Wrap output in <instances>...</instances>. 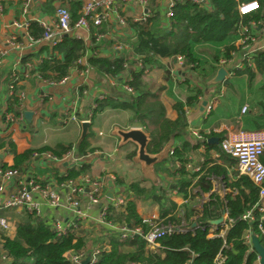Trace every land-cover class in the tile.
<instances>
[{"label":"trees","instance_id":"1","mask_svg":"<svg viewBox=\"0 0 264 264\" xmlns=\"http://www.w3.org/2000/svg\"><path fill=\"white\" fill-rule=\"evenodd\" d=\"M54 0H44L43 4L49 11L52 10L51 3ZM62 5L67 6L70 14L75 20L78 17L80 4L74 1L59 0ZM157 0H147L148 7L151 9V17L146 24H129L135 31V39L130 40L132 51L143 55L142 61L144 68L157 64V57L175 58L177 55L183 56L185 65L197 66L198 58L194 52V45L199 43H216L224 41L229 35L233 34L239 23L248 24L251 21L259 24L264 19V0H209L211 9L208 10L198 3L188 0H178L174 3L172 11L173 17L169 29L158 27ZM247 1H257L259 8L247 14L238 12V4ZM2 2V5H7ZM29 33L38 37L42 33V28L35 22H29ZM104 28H92L94 31H103ZM91 36V35H90ZM93 50L102 46V40L97 41L91 36ZM85 44L81 39L65 36L61 43L56 46V50L61 54V58H43L36 68L45 78L59 79L63 77L68 69L74 65L75 61L85 53ZM238 47L233 44L225 45L221 56L228 60L232 52ZM32 55L22 58V63ZM129 55L124 54L116 58H108L91 55L88 61L93 65L97 73L101 75L116 76L124 71L123 63L128 60L132 63ZM215 61L219 60V55L214 56ZM254 68L244 62V67L235 69L237 74H246L251 81L257 73H264V50L257 51L252 56ZM48 71L53 74L47 73ZM131 80L129 85L133 88V94H127L124 98H117L106 95L95 101L91 108L90 121L94 116L106 108H124L132 113L131 120L137 122L149 137L146 151L149 153L159 152L171 139L179 137L185 131L186 117L183 104L177 102L173 105L177 112L174 120L165 116V110L158 99L161 87L154 89L147 86L143 70L130 69ZM261 87L264 89V82ZM264 112V102H261ZM8 111L18 113V101L16 97L8 99ZM214 133L204 135L208 137ZM88 134L83 138L78 146L77 157H85L94 152L95 147L90 146ZM225 137L221 135L220 139ZM73 145L56 143L53 146L43 145L38 148H26L17 151L14 142L7 139L0 143V150L7 151L13 155V164L8 165L0 160L1 169H22L27 162L42 153H50L55 158H61L65 153L71 151ZM198 147L197 141L183 138L181 143L173 147L172 154L162 159L155 165V170H163L173 175L177 174V179L172 183V188L187 198V202L177 207L168 196L170 186H165L160 179H149L145 177L133 180L128 185L129 198L126 203V213L118 215L109 209L108 218L117 222L139 224L145 230L146 223H142V218L137 212L136 201L148 200L157 204L158 216L165 217L164 221L179 223L184 218L188 225L196 223L193 230L186 232L165 235L158 240V246L148 249L146 242L140 236L120 239L116 234L109 233L107 241L109 249L100 253L95 264H217L214 259L220 252L224 259L218 264H254L257 254L252 250V246L244 240L247 231L252 230L257 235L261 245L264 247V235L257 229L258 214L252 222L245 221L240 216L245 211L252 209L258 201V188L246 177L240 176L234 181L228 182L224 167L213 164L200 175L194 183L190 193L187 187L190 184L187 173L184 169L187 154ZM218 152L220 150L216 145ZM135 151L128 154L134 157ZM224 161L228 155L219 153ZM179 162L176 167L175 162ZM264 164V153L261 156ZM165 162L168 164L165 165ZM89 168V164L82 161L79 165H74L66 169L65 174H55L56 182L67 179H76L84 174ZM212 174L225 177V186L231 190L225 194L224 200L218 194L211 192L208 199L198 207V193L194 190L199 187L202 192L211 190L209 177ZM40 182V181H39ZM43 184L44 182L41 181ZM223 207L227 211L225 221L228 227L223 237L208 236L209 221L217 219L221 215ZM115 215V216H114ZM77 223V222H76ZM200 226H205L203 229ZM222 227L217 225L218 233ZM106 238V237H104ZM1 249L7 257L4 264H75L71 262L66 253L70 250L77 251L86 247V237L77 235L74 229L68 230L65 234L57 236L51 229L49 222L35 215H27L26 219L16 223L15 235L13 237L1 236Z\"/></svg>","mask_w":264,"mask_h":264},{"label":"crops","instance_id":"2","mask_svg":"<svg viewBox=\"0 0 264 264\" xmlns=\"http://www.w3.org/2000/svg\"><path fill=\"white\" fill-rule=\"evenodd\" d=\"M22 1L23 0H0V48L4 47L7 37L12 32L9 25L13 19L22 20L24 17L48 18L52 15L55 5L61 3L59 0H54L51 3L52 10L49 11L43 4L44 0H34L31 4L29 13L23 16L20 12ZM2 2H7L8 4L3 6ZM156 3L158 11L157 25L161 29H169L160 22L165 0H157ZM206 3L208 4L207 9L210 10V1L206 0ZM120 11L127 18H130L133 13V8H120ZM241 26H246L249 32L255 37V41L251 43L249 47H245L240 41L239 31L240 28H242ZM127 30L129 31L121 37V40L123 39L129 42L133 33L132 30ZM103 31L106 32L105 28ZM133 32H135L134 29ZM79 33L82 36H87L85 31L81 30ZM133 36L134 38L131 40L135 39V35ZM104 41L106 42L105 39ZM229 44L236 45V47H238L237 50L232 52L231 58L224 64H217L214 56L218 54L219 58H221L223 47ZM91 47L92 46H88L89 53L96 51L98 56L108 58H111L113 55L111 48L107 47V45L98 46L95 50ZM261 50H264V29L260 26V23L257 24L253 21L248 24L239 23L236 31L222 42L199 43L194 45V52L198 58L196 67L185 65L183 61H177L176 57H159L156 58V65L149 66L147 70L144 71V78L147 80V86L154 89L161 87L158 93V99L164 107L165 116L168 119L174 120L177 117V112L173 107L175 103H182L185 109V131L181 136L171 139L170 142L163 147L167 148V153L162 159L168 156V149L180 144L182 139L186 138L198 142V147L189 152L187 156L190 154L195 156L203 155L207 159L205 164L206 168L208 163L213 161V164H218L225 168L228 182L237 179L234 171V160L225 153L229 158L224 161V158H221V155H219L221 151L218 152L214 147H209V145H216L218 147V143L221 140L220 137L223 134L226 136L228 133L238 132L240 130H264V112L261 106V102H264V89L261 87L264 82V73H257L251 81L248 80L245 73L240 74L246 77L248 86L250 87H248V89L245 87V90L241 84L235 81V90L229 93L227 89L219 86L221 82H214V78L220 67H223L225 70H230L234 64L241 60L244 54H255L257 51ZM56 53L59 57L61 56L57 50ZM48 54L49 49L45 46H38L35 50L26 51L22 54L20 62H22L24 56L32 55L27 60L32 63L33 68L30 70V77L25 78L21 72L18 73L19 82L17 86L26 91L25 98L21 102V108L18 104V111L20 109L22 111L29 110L32 112V117L30 121L25 120L23 123L12 122L10 124H6L4 121V114L6 110H8L7 92L8 83L10 82L9 75L13 67L17 64L19 55L17 52L11 51L3 56L0 63V143L7 139H11L17 151H22L29 147L38 148L43 145L53 146L56 143H62L64 145L72 144L73 147L71 150H74V153L73 155H67L70 152L68 151L57 160L47 158L43 153L39 156L35 155L32 160L27 162L26 165L19 170L20 174L25 176V179L30 176L38 181L55 182V174H65L67 168L79 165L82 161H85L89 164V168L82 175H88L92 178L99 177L102 180L104 196L107 198H109L107 196L109 189L126 188L128 190L129 183L141 177L147 179L144 182L146 185L149 179L158 178L162 180L164 178V173L166 177L169 176L172 178L173 183L178 177L177 174L170 175L163 170H155V165L157 163L152 165L151 174L146 173L141 163L135 160L137 145L130 140L121 142V137L115 131L116 128L128 130L132 127H139L142 129L137 122L131 120L132 113L129 109L106 108L102 112L96 114L92 121L89 120L90 125L87 135H90L88 136V142L90 146L96 149L87 156L81 157V159L77 158L74 144L81 132V121L85 120L84 115L89 111L91 105L95 104V101L99 99L100 95H111L117 98H124L128 93L118 86L110 85L107 77L97 73L95 68L87 83L79 88V92L76 91L79 76L74 71L75 69L68 71L69 78L64 84H57L54 86L47 85L32 72L34 65H37L41 59L48 57ZM127 54L132 61V49L126 52V55ZM19 64L20 63H18V65ZM257 75H261V81H259L260 83L258 85L254 84ZM227 76H229V74H227ZM42 78L45 79L43 76ZM84 89L85 92H81V90ZM257 89L258 91H256ZM246 91L249 93L246 94ZM226 95L228 102L225 103L224 109L218 113L216 118L208 120V118L213 115L215 102ZM212 97H216V100L210 112L205 113V105ZM204 101H206V103L203 105ZM243 105L247 106L244 112L241 111ZM72 109L76 112L77 121L63 123L62 121L66 116L65 114ZM69 125L71 126L69 127ZM190 127H199L203 139L198 140L193 138L189 132ZM209 133L214 134L204 137V135ZM212 137L218 139L217 143L208 142V139ZM204 145L205 148L203 151L201 148H203ZM133 151L136 152L135 156L132 158L128 157V154ZM0 160L8 165H12L13 155L2 149L0 150ZM167 164L168 163L165 162V165ZM212 175L216 178L210 180L209 177L211 183V190L209 192H202L199 187L194 190V193L197 192L199 195L198 207L208 199L211 192L218 194L219 197L224 200L225 194L231 190L225 186V177L216 174ZM199 177L200 176H197L196 178L198 179ZM187 178L191 180L187 187L188 193H190L197 179L193 181L194 178L188 174ZM172 183L165 185L170 186L167 194L169 198L176 203L177 207H180L184 204L182 203L184 197L180 192L173 194L172 191L174 188H172ZM14 185V181L5 185L4 190L0 192V204L7 197ZM34 198L37 199L39 204V217L43 218L46 222L51 223L55 219H59L62 222H70L74 219V214L71 210L62 207H50L37 193H34ZM102 201L106 202L107 200L103 198ZM147 201L148 200L136 201L137 212L141 218H148L153 214H157L158 216L157 204L154 205L155 203H153L154 206L151 209L146 211L148 205ZM79 208L88 218L92 219L91 221L87 219L81 220L80 226L75 229L79 235L86 237V246L97 243L101 244V241L105 243L107 241L108 231L104 225L93 222L98 215V204H90L85 196H80ZM223 210L224 207L221 211L222 216ZM0 215L6 216L11 223V227L7 231L0 228L1 249V236L13 237L15 235L16 223L26 219L27 215L21 209L2 207H0ZM94 236L98 237L95 242H91V238H94Z\"/></svg>","mask_w":264,"mask_h":264},{"label":"built area","instance_id":"3","mask_svg":"<svg viewBox=\"0 0 264 264\" xmlns=\"http://www.w3.org/2000/svg\"><path fill=\"white\" fill-rule=\"evenodd\" d=\"M34 0H23L20 5V12L23 16L29 13L31 4ZM65 1H74L80 4L78 9V17L73 20L70 10L67 6L57 3L54 7L52 15L48 18H26L22 20L13 19L9 27H11L12 32L6 39L4 47L0 48V63L3 56L7 55L9 52L14 51L18 53L17 64L13 67L10 72V82L8 83V92L7 99L11 97H16L18 104L21 108L22 101L25 98L26 91L17 86L18 73L27 78L30 77V70L33 68V65L28 60L25 63L20 62L21 56L26 51L35 50L36 47L45 46L49 49L48 57H59L56 53V46L61 43L65 36H71L73 38L81 39L85 46V53L79 57L74 65L69 69H75L74 71L79 76L77 83L76 91L79 92V88L87 83L91 77V73L94 69L93 65L88 62V59L91 55L96 54V51L89 53L88 46L91 45V36H93L97 41L105 39L106 41H111V50L112 57L116 58L129 52L131 44L128 41L121 40V37L129 31L132 30V38L135 35L133 32L132 26L129 24V21L132 23L146 24L148 19L151 17V9L148 7L147 0H65ZM178 0H165V4L161 13L160 22L163 26L168 28L171 25V19L173 17V5ZM191 2L198 3L204 8H208L206 0H188ZM255 5V7H253ZM133 8V13L130 18H127L124 14L121 13L120 8L128 9ZM238 12L240 14H247L251 11H254L259 8L257 1H247L241 2L238 4ZM35 21L41 28L42 33L38 37H34L29 33V22ZM260 26L264 29V19L260 23ZM104 27L105 31H94L91 34L92 28H101ZM239 34L240 41L249 47L251 43L255 41V37L252 33L249 32L246 26H241ZM85 31L87 36H82L79 31ZM91 35V36H90ZM255 51V50H254ZM97 55V54H96ZM254 54H244L241 57V60L238 63L234 64L230 70H226L227 74L233 73L235 69H241L244 67V62L247 65L253 67L252 56ZM143 55L133 52L132 63H129L128 60H125L123 63L124 71L120 72L119 75L110 76L106 75L110 85L118 86L128 94H133V88L129 85L128 81L131 80L130 69L133 70H143L146 71L148 66L144 68L142 61ZM159 58V57H157ZM177 61L182 62L183 56L177 55ZM42 59L39 61L41 63ZM227 60L222 56L217 61V64H224ZM18 63H20L18 65ZM38 63V64H39ZM59 78V79H44L42 78L41 73L34 65L33 74L38 77L40 80L45 82L47 85H57L64 84L69 78V72ZM47 73L53 74L48 71ZM81 92H85L81 90ZM104 96V95H103ZM102 95L99 98L103 97ZM216 97H212L210 101L205 105V113H209ZM95 104L91 105L88 112L85 113L84 119L89 120L91 116V108ZM247 106L243 105L241 111H246ZM24 111L21 109L15 114L13 111L6 110L4 114V121L6 124L12 122L23 123L26 119L23 115ZM66 116L63 119V123H68L69 121H77L76 112L74 109L67 111ZM189 132L191 136L195 139H203L202 133L200 132L199 127H190ZM218 147L221 152L228 154L234 160V171L235 176L238 178L240 176H246L257 188H258V201L252 209H249L243 213L240 218L252 222L256 219L255 213L258 214L257 229L259 232L264 235V164L261 161V156L264 153V130L258 131H246L240 130L238 132L228 133L223 137L219 143ZM205 145L201 148L204 151ZM74 150H71L67 155H73ZM173 147L168 149V154H172ZM47 158L57 160L50 153H43ZM36 155V154H35ZM81 159V157H77ZM206 158L203 155H193L190 154L187 156L185 163L186 173L193 177L195 181L197 176L202 175L205 170L211 166L214 162L208 163L207 168L205 167ZM176 167H179V162H175ZM25 176L20 174V171L17 169H1L0 168V192L4 190L5 185L12 181L15 182L12 190L8 193L7 197L0 204L2 208H15L21 209L25 212L26 215H40L39 204L37 199L34 198V193H37L50 207L54 208H67L72 211L74 214V219L70 222H62L59 219L53 220L50 224L51 229L56 233L57 236L65 234L68 230L78 228L81 224V220H89L88 216L83 213L79 208V197L85 196L90 204H98V215L94 219V223L99 225H104L106 230L109 233L116 234L120 239L132 238L134 236H140L146 242V247L148 249H154L158 246V240L165 236L171 235L174 233L186 232L188 230H193L196 226V223L188 225L184 218H181L179 223H174L171 221H164L165 217L157 216L153 214L151 217L142 218V223L147 224V228L144 230L143 227L139 224L126 223V222H117L111 218H108L109 209H112L117 215L119 213H126V203L129 198V192L125 188H115L113 190V197L107 198L104 196L102 180L99 177H90L88 175H80L76 179H67L62 182H49L44 181L42 184L41 181L34 180L30 176L26 179ZM113 178V177H112ZM216 178L215 176H210V180ZM173 194L179 193L178 188L173 189ZM106 199V202H103L102 199ZM187 198H183L182 203H186ZM115 216V215H114ZM227 218V211L224 208L223 210V221L218 224L222 228L217 233L215 230L217 225L210 224L208 228V236H221L225 234V230L228 227V223L225 221ZM77 222V223H76ZM11 227L9 219L0 215V228L4 231H7ZM205 226H200L203 229ZM251 235H255L252 230L247 231L244 235V240L247 244L251 245ZM257 236V235H256ZM109 242L97 243L90 246H86L83 249L73 251L70 250L66 253L67 258L75 264H83V261L88 257L87 264H95L100 253L104 250L109 249ZM224 259V256L219 252L214 261L218 264ZM7 261L6 255L0 249V264H4ZM138 264V263H131ZM191 264V263H187ZM254 264H259V258L257 257Z\"/></svg>","mask_w":264,"mask_h":264},{"label":"water","instance_id":"4","mask_svg":"<svg viewBox=\"0 0 264 264\" xmlns=\"http://www.w3.org/2000/svg\"><path fill=\"white\" fill-rule=\"evenodd\" d=\"M226 76H227V71L223 67H220L217 71L216 77L214 78V82H221L225 79ZM205 103L206 101L203 102V105ZM23 115L27 121H30L32 117V112L26 110L24 111ZM89 125H90L89 120L81 121V132L74 144L75 154H77L78 152V146L80 142L89 132ZM115 131L121 137V142H126L130 140L137 145V154L135 156V160L141 163L143 170L148 174L152 173V165L158 163L167 153V148H163L157 153L147 152L146 146L148 144L149 137L147 133L139 127H132L128 130H121L116 128ZM217 140H218L217 138L212 137L208 139V142L217 143ZM107 196L109 198L113 197V189L108 190ZM222 221H223V216L221 215L217 219L210 220L209 224L218 225ZM251 246H252V250L255 251L257 257L259 258V264H264V247L261 245L256 235H251ZM87 263H88V257L83 261V264H87Z\"/></svg>","mask_w":264,"mask_h":264},{"label":"rangeland","instance_id":"5","mask_svg":"<svg viewBox=\"0 0 264 264\" xmlns=\"http://www.w3.org/2000/svg\"><path fill=\"white\" fill-rule=\"evenodd\" d=\"M112 42H113V40H111L109 42L108 41L105 42L104 39L102 40L103 45H105V46L107 45V47H110ZM260 79H261V75H257V77L254 80V84L258 85L260 83L259 81H261ZM235 81H237V83L241 84L244 89H245V87H246V89H248V87H250V86H248L246 77L245 76H241V75L239 76V74L237 75V73H236L235 70H233V73H231V75L229 74V76L225 77V79L223 81H221V83L219 84V86H222L223 88L227 89V91L229 93L230 91L232 92L233 90H235ZM256 91H258V89ZM247 93H249V92L246 91V94ZM227 102H228L227 101V95L225 97L219 98V100L215 102L213 115L210 116L208 118V120H212V119L216 118V116H218V113L221 110L224 109V105ZM70 126L71 125H69V127ZM163 175H164L163 176L164 178L162 180L160 179V181H161L162 184L166 185L168 183L169 184L172 183V178L171 177H169V176L166 177V174H164V173H163ZM147 202H148L147 203L148 205H147L146 211L149 210V209H151L154 205H156V204L153 205V203L150 202V201H147ZM98 236H96V237L94 236V238H91V242L92 241L95 242V240L97 239ZM101 243H102V241H101Z\"/></svg>","mask_w":264,"mask_h":264},{"label":"snow or ice","instance_id":"6","mask_svg":"<svg viewBox=\"0 0 264 264\" xmlns=\"http://www.w3.org/2000/svg\"><path fill=\"white\" fill-rule=\"evenodd\" d=\"M253 7H255V5H253Z\"/></svg>","mask_w":264,"mask_h":264}]
</instances>
